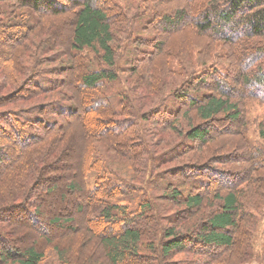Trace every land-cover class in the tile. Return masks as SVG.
Wrapping results in <instances>:
<instances>
[{"label": "trees", "instance_id": "obj_1", "mask_svg": "<svg viewBox=\"0 0 264 264\" xmlns=\"http://www.w3.org/2000/svg\"><path fill=\"white\" fill-rule=\"evenodd\" d=\"M250 102L264 0H0V264H48L42 242L49 264H79L91 239L108 264H247L264 218ZM69 195L86 241L58 215ZM63 228L79 244L54 242Z\"/></svg>", "mask_w": 264, "mask_h": 264}, {"label": "rangeland", "instance_id": "obj_2", "mask_svg": "<svg viewBox=\"0 0 264 264\" xmlns=\"http://www.w3.org/2000/svg\"><path fill=\"white\" fill-rule=\"evenodd\" d=\"M118 1H122V0H118ZM135 2H137L138 0H133ZM173 6H170L169 8H164V13H169L172 11L173 9ZM172 13V12H171ZM188 37L185 38H173L171 40V47H173V51L174 52H177V50H182L185 49V48H188L190 47V45L193 43L192 40L187 39ZM184 42H187L189 43V45L187 44V46H185L183 43ZM185 46V48H183ZM246 111H247V129H246V132H245V135L247 137V139L249 140V142H252V144L254 145H257V146H261L262 142L260 140V137H259V131H258V123L259 121L262 119L263 115H264V106H262L261 104L257 103V102H250L248 105H247V108H246ZM83 127V126H81ZM76 133L77 134H80L81 131H80V128H77L76 129ZM82 133L84 134V128H82ZM76 134V135H77ZM158 141V139L156 140ZM221 141V145L223 146L224 148V153L225 152H230V151H233L237 148V149H240V144H241V141L239 140V138L235 137V136H225V137H220L216 142H219ZM83 146V145H82ZM238 146V147H237ZM213 147V150L215 151L216 149L219 148V150L222 151V148L220 149V147H217V146H212ZM84 148V147H83ZM81 147H80V144L78 145L75 144V147L73 148V150H71V155H70V159H69V162L71 161V163L74 162V158H77V156H80L83 154V149L80 150ZM82 168H79L77 169V171H72V174H71V177H69V179H67V181H65V184L64 185H68L70 182H72L74 180V182H78L81 180V176H82V171H81ZM76 174V175H75ZM74 176V177H73ZM157 195H159V191L157 193ZM79 201H80V196L78 195H69L67 196V200L63 201V204H64V208L58 212V215L62 218V220H69L71 218H74L75 221L74 223L72 224L74 227H78L79 230V238H81L80 236H85V225L82 223V216L77 212V209L76 207L74 206L75 204L78 205L79 204ZM52 205V204H51ZM67 226V225H65ZM24 231V229L21 227V228H15L14 231H12L13 233V236L20 240L21 238V233ZM25 232V231H24ZM23 232V233H24ZM65 232L64 228L63 229H59V230H54L52 231V235L54 234V242H61L62 245H74L75 247V244H77V240L71 241V235L70 234V231H68V234L66 235H63ZM31 234V233H30ZM85 241L87 240V237L85 236ZM263 239H264V218H262V223L260 225V228H259V231L257 233V239H256V242H255V246H254V256L253 258L247 263V264H260L262 262V259H261V248L263 246ZM71 241V242H70ZM55 244L57 243H52V244H47L45 242H42V245H41V248H43V250L45 252H47V260H48V264L51 263V261L49 260H53L52 257H54L55 255H53L54 253V246ZM79 244V242H78ZM86 249L83 250L82 252V255L79 254V257L82 261L79 260V264L80 263H85V258L84 257H87L88 255H91L93 253V256L95 255L96 256V259H93V261L97 264H108V261L106 259V257L104 256V252L102 251V249L100 248L99 244H98V241L97 239H91L90 241H87V245H86ZM83 258H82V257ZM88 260V259H87ZM180 260H184L182 256H178L174 259V262H179ZM54 261V260H53ZM52 261V262H53ZM71 264H77L75 261H71Z\"/></svg>", "mask_w": 264, "mask_h": 264}]
</instances>
